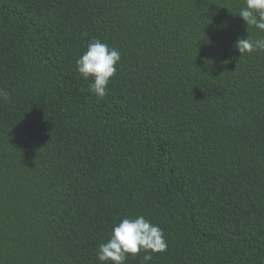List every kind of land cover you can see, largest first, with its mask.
Masks as SVG:
<instances>
[{
    "label": "trees",
    "instance_id": "16d2710c",
    "mask_svg": "<svg viewBox=\"0 0 264 264\" xmlns=\"http://www.w3.org/2000/svg\"><path fill=\"white\" fill-rule=\"evenodd\" d=\"M244 0H0V264H100L144 216L149 264H264V52ZM121 60L107 95L75 61ZM141 252L125 264H144Z\"/></svg>",
    "mask_w": 264,
    "mask_h": 264
},
{
    "label": "clouds",
    "instance_id": "9594fccd",
    "mask_svg": "<svg viewBox=\"0 0 264 264\" xmlns=\"http://www.w3.org/2000/svg\"><path fill=\"white\" fill-rule=\"evenodd\" d=\"M246 23L247 29H256L264 34V0H244V6L237 14ZM235 47L242 55L264 52V35L257 38H238ZM121 53L115 47H109L99 39L91 40L86 51L75 61L76 71L84 80L91 78L89 91L98 99L107 95L108 84L117 72ZM10 94L0 89V100L7 102ZM168 244L163 230L144 216L123 218L112 227L110 237L99 244L96 258L100 264H125L129 256L141 252L144 264L153 260V254L163 253Z\"/></svg>",
    "mask_w": 264,
    "mask_h": 264
}]
</instances>
